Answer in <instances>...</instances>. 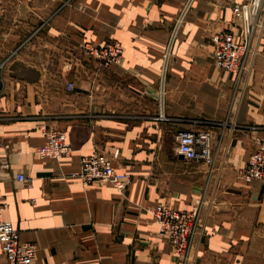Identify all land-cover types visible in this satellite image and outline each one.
I'll list each match as a JSON object with an SVG mask.
<instances>
[{
	"label": "crops",
	"instance_id": "obj_1",
	"mask_svg": "<svg viewBox=\"0 0 264 264\" xmlns=\"http://www.w3.org/2000/svg\"><path fill=\"white\" fill-rule=\"evenodd\" d=\"M185 1L0 0V203L35 245L31 264L264 260V182L240 175L264 140V6L251 67L235 78L214 66L210 37L232 28V6L244 0H194L181 15ZM109 41L123 48L119 63L84 53ZM227 113L226 126L202 122ZM49 127L65 132L69 157L36 154ZM195 127L209 130L210 164L176 153V133ZM92 152L129 175L124 193L74 175ZM157 203L198 208L186 261L145 210ZM0 264H9L1 248Z\"/></svg>",
	"mask_w": 264,
	"mask_h": 264
},
{
	"label": "built area",
	"instance_id": "obj_2",
	"mask_svg": "<svg viewBox=\"0 0 264 264\" xmlns=\"http://www.w3.org/2000/svg\"><path fill=\"white\" fill-rule=\"evenodd\" d=\"M194 0H187L183 6V13L191 7ZM264 6V0H244L232 7L231 26L229 30L216 32L211 35L212 61L216 68L240 78L248 72L254 48L252 39L257 25L259 14ZM264 27V21L259 24ZM175 40V31L168 36L165 48V65L172 54ZM84 53L96 59L101 65L109 66L119 63L123 48L117 41L104 44H88L84 46ZM162 84L165 74L162 75ZM163 86V85H162ZM72 84H67L71 89ZM164 94H161V104L164 103ZM45 141L36 150L41 158L60 159L69 157L73 148L67 140L64 131L49 127L44 131ZM176 153L186 160H202L210 164L212 157V142L207 128H190L180 130L175 135ZM118 150H115L117 154ZM83 184L111 183L121 192H125L130 177L126 173H118L112 165V159L105 154L92 152L80 158L79 171L74 174ZM245 182L260 180L264 182V140H256L248 160L240 170ZM16 179L25 181L23 174H17ZM6 204L0 203V248L9 264H31L35 257V245L32 242L21 241L19 230L10 221L6 220L3 212ZM149 212L158 226V233L170 245L174 255L187 260L190 256L192 238L196 229L198 208L190 211H181L167 204L157 203L145 209Z\"/></svg>",
	"mask_w": 264,
	"mask_h": 264
},
{
	"label": "rangeland",
	"instance_id": "obj_3",
	"mask_svg": "<svg viewBox=\"0 0 264 264\" xmlns=\"http://www.w3.org/2000/svg\"><path fill=\"white\" fill-rule=\"evenodd\" d=\"M187 1V0H186ZM186 1H185V3H186ZM185 3H184V5H185ZM236 4V3H235ZM183 5V6H184ZM183 6H182V8H181V15H183L184 13H183ZM233 7V6H232ZM172 31H175V30H172ZM216 33V32H215ZM214 34V33H213ZM211 38V37H210ZM210 42H211V40H210ZM212 44V43H211ZM236 78V77H235ZM202 122H205V124H211V125H217L218 123H221V126H226V125H228L229 123L228 122H232L231 121V116H230V114L229 113H227V115H226V117L225 118H223L222 120H218V119H216V120H214V119H210V118H207V119H204V120H202ZM218 122V123H217ZM243 264H264V260H261V259H259V258H257V257H249V258H247L244 262H243Z\"/></svg>",
	"mask_w": 264,
	"mask_h": 264
},
{
	"label": "bare ground",
	"instance_id": "obj_4",
	"mask_svg": "<svg viewBox=\"0 0 264 264\" xmlns=\"http://www.w3.org/2000/svg\"><path fill=\"white\" fill-rule=\"evenodd\" d=\"M215 66V65H214ZM218 69V68H217ZM220 70V69H219ZM222 71V70H221Z\"/></svg>",
	"mask_w": 264,
	"mask_h": 264
}]
</instances>
